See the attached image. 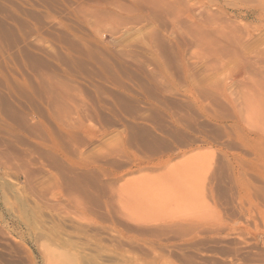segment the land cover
<instances>
[{
	"label": "rangeland",
	"instance_id": "1",
	"mask_svg": "<svg viewBox=\"0 0 264 264\" xmlns=\"http://www.w3.org/2000/svg\"><path fill=\"white\" fill-rule=\"evenodd\" d=\"M0 264H264V0H0Z\"/></svg>",
	"mask_w": 264,
	"mask_h": 264
},
{
	"label": "crops",
	"instance_id": "2",
	"mask_svg": "<svg viewBox=\"0 0 264 264\" xmlns=\"http://www.w3.org/2000/svg\"><path fill=\"white\" fill-rule=\"evenodd\" d=\"M140 151L147 153L146 148H140ZM149 151H150V154H152L153 157H155V158H158V157L164 155V153H161L162 151H160V149H158V148L150 149Z\"/></svg>",
	"mask_w": 264,
	"mask_h": 264
},
{
	"label": "bare ground",
	"instance_id": "3",
	"mask_svg": "<svg viewBox=\"0 0 264 264\" xmlns=\"http://www.w3.org/2000/svg\"><path fill=\"white\" fill-rule=\"evenodd\" d=\"M135 2V1H134ZM209 18V17H208ZM158 34V33H157ZM177 43V42H176ZM114 78V77H113ZM150 87V86H149ZM177 104V103H176ZM165 110V109H164ZM168 111V110H167ZM85 114H86V112H85ZM175 117V116H174ZM173 117V118H174ZM143 119V118H142ZM148 135V134H147ZM176 135V134H175ZM185 136V135H184ZM187 138V137H186ZM162 140V139H161ZM175 140V139H174ZM158 141V140H157ZM177 141H178V139H177ZM182 142V141H181ZM194 142V141H193ZM182 146V145H181ZM187 147V146H186ZM70 255V254H69ZM97 255V254H96ZM75 257V256H74ZM78 257V256H77ZM98 257V256H97ZM98 259H99V257H98ZM81 260V259H80ZM93 260V259H92ZM82 262V261H81Z\"/></svg>",
	"mask_w": 264,
	"mask_h": 264
}]
</instances>
